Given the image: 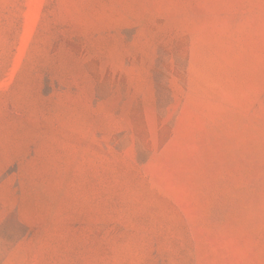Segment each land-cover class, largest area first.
I'll use <instances>...</instances> for the list:
<instances>
[{
    "label": "rangeland",
    "instance_id": "rangeland-1",
    "mask_svg": "<svg viewBox=\"0 0 264 264\" xmlns=\"http://www.w3.org/2000/svg\"><path fill=\"white\" fill-rule=\"evenodd\" d=\"M0 264H264V0H0Z\"/></svg>",
    "mask_w": 264,
    "mask_h": 264
}]
</instances>
